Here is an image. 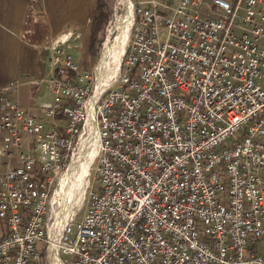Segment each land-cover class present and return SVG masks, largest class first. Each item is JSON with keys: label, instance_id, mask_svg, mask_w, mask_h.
I'll list each match as a JSON object with an SVG mask.
<instances>
[{"label": "built area", "instance_id": "built-area-1", "mask_svg": "<svg viewBox=\"0 0 264 264\" xmlns=\"http://www.w3.org/2000/svg\"><path fill=\"white\" fill-rule=\"evenodd\" d=\"M72 34L46 45L39 116L10 97L19 84L0 88V264H264V0L133 2L118 75L92 102ZM89 124L99 186L56 230Z\"/></svg>", "mask_w": 264, "mask_h": 264}, {"label": "crops", "instance_id": "crops-1", "mask_svg": "<svg viewBox=\"0 0 264 264\" xmlns=\"http://www.w3.org/2000/svg\"><path fill=\"white\" fill-rule=\"evenodd\" d=\"M97 1L0 0V88L19 84L9 95L27 112L39 116L38 108L47 103L37 101L45 89L41 88L36 95L30 91L32 85L38 86L43 80V71L47 66L43 48L47 50L49 40L65 34L69 29L73 33L82 31L90 35L92 5L96 6ZM40 8L42 11H39ZM30 15H33L31 20L28 18ZM40 20L47 26L39 24ZM28 29L31 33L26 34ZM24 34L31 40L27 41ZM24 86L27 89L23 92L21 87ZM48 92L51 93L50 90Z\"/></svg>", "mask_w": 264, "mask_h": 264}, {"label": "bare ground", "instance_id": "bare-ground-1", "mask_svg": "<svg viewBox=\"0 0 264 264\" xmlns=\"http://www.w3.org/2000/svg\"><path fill=\"white\" fill-rule=\"evenodd\" d=\"M117 5L124 6V10L119 18V28L117 29V35L113 44H105L103 46L102 58L99 66V69H103L100 72L97 82L95 81V70L93 71V96L90 98V102L94 101L100 92L116 79L114 77L118 75L120 61L127 45L129 29L132 22L133 3L130 0H117ZM98 142L95 126L91 124H89V126L85 125L75 154L72 157V161L68 165L67 170L58 179V192L55 197L57 204L59 206V202L63 201L69 212L72 202L76 201L80 203L83 198L84 189L87 184L86 178L88 176V169L93 158H95ZM76 166H78L77 171L75 168ZM53 227L56 230L59 229L56 221ZM56 237L57 231L53 234L52 238L55 240ZM56 248L57 246L52 247L54 255ZM52 264H60L57 255H55Z\"/></svg>", "mask_w": 264, "mask_h": 264}, {"label": "rangeland", "instance_id": "rangeland-1", "mask_svg": "<svg viewBox=\"0 0 264 264\" xmlns=\"http://www.w3.org/2000/svg\"><path fill=\"white\" fill-rule=\"evenodd\" d=\"M105 5H104V11L106 12V21L105 23L101 26V29L99 31V34L97 35V41L95 43L96 46V50H94V53H90L89 51V44L91 41V37L90 35H86L85 33H82V31H78L73 33L72 36L68 39V41L66 42V46L68 48V51L75 57V60H77L78 65L80 67V69L84 72V73H88L91 76V81H89V85L92 87L93 89V71L95 70V81L97 82V79L99 78L100 72L102 71L103 68L99 69L100 66V61L102 58V51H103V46L105 44H109L112 45L114 42V39L117 35V29L119 28V24H120V17L121 14L124 10V6H118L117 5V0H102ZM132 3L133 2H137L138 0H130ZM52 9V8H51ZM42 11V9L40 8L39 11ZM44 12V11H43ZM52 13L54 12V10L52 9L51 11ZM91 18H90V31H91V26H92V20L94 17V13H95V6L92 5V11H91ZM41 17V15H40ZM39 24L41 25H46V22H41V20L39 21ZM100 39V41H99ZM106 42V43H105ZM45 51V56H44V60L47 63L46 65V69H44V74H43V80H42V85H38L35 86L32 85V87L30 88V91L32 93V95H36L37 92H39L42 89H45V93L39 95L38 100L37 101H44L47 103H43V104H48L51 102L52 100V94L49 93L48 91L50 90L49 87V82L48 80L51 78V74H50V65H49V57H50V52L49 50H45V48H43ZM47 56V58H46ZM117 75V74H116ZM117 76H115L114 78H116ZM113 78V79H114ZM111 79V80H113ZM110 80V81H111ZM106 87V86H105ZM27 89L26 86L21 87V90L24 92ZM47 90V91H46ZM44 92V91H43ZM32 97V96H31ZM32 101V100H31ZM239 135L236 134L232 137V139H235L236 136ZM232 139L226 140L225 144H230ZM94 158L92 160V162L90 163L89 169H88V176L86 178V187L84 189V194H83V198L81 200L80 203L74 201L72 202L71 206H70V212L67 210V206L64 205L63 201L59 202V206H58V211H57V225L58 228L60 229L62 226V223L64 221V218L66 217V215L68 214H75V217L79 218L84 209H85V205H86V198H87V194L89 192V189L91 188V186L96 185L99 186L97 183L95 184L94 181V173H93V169H94ZM77 167L76 166V171H77ZM58 258V256H57ZM59 263L61 264L60 259L58 258Z\"/></svg>", "mask_w": 264, "mask_h": 264}, {"label": "trees", "instance_id": "trees-1", "mask_svg": "<svg viewBox=\"0 0 264 264\" xmlns=\"http://www.w3.org/2000/svg\"><path fill=\"white\" fill-rule=\"evenodd\" d=\"M104 5L105 3L102 0H98L95 6V13H94V17L92 20V26H91V31H90V37H91V41L89 44L90 53H94V50H96L95 43L97 41V35L99 34L101 26L105 23L107 19L106 12L103 10Z\"/></svg>", "mask_w": 264, "mask_h": 264}]
</instances>
